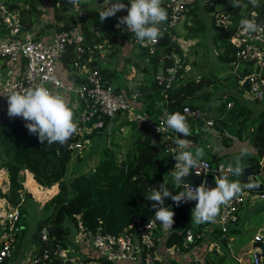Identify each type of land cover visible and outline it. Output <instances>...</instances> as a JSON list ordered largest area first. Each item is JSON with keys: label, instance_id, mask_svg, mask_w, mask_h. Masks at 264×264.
<instances>
[{"label": "trees", "instance_id": "16d2710c", "mask_svg": "<svg viewBox=\"0 0 264 264\" xmlns=\"http://www.w3.org/2000/svg\"><path fill=\"white\" fill-rule=\"evenodd\" d=\"M14 1L16 0H9L8 6H13ZM25 1L31 3V7L33 8V2L36 0ZM121 2H124L130 7V3L125 1ZM242 2L245 5L248 4V0H242ZM262 2H264V0H262ZM163 5L164 3L162 4V7ZM216 5L219 6V12L226 15L227 18L232 19L233 22H237L238 20L247 17L252 11L256 12L258 15H264V4L255 8L257 11L253 10L252 6L248 4L247 8L249 10L246 14H243L240 11L241 8H233L229 3V0H216V2L211 4L210 7L213 9ZM210 7L202 3L201 0H197V2L191 5L182 16V28L178 30L179 26H177L173 33H176L177 35H175L178 37H184V39H195V42L191 44L189 51L196 50L197 47L200 48V45H205V42H202V44L200 43V40L202 39L205 41H211V45L213 44L215 49L218 50L219 62L226 65L234 62L237 58L236 49L230 41L229 32L223 31L215 24V16L211 14V17H209V15L206 16L210 13ZM33 10L36 11L35 7ZM20 15L24 28H30V25L36 19L34 13H30L26 16L24 12H22ZM125 15H127V9L122 10L118 12L116 16L107 18L101 22L98 12L81 14L79 27L84 34L86 50L80 55L74 50L73 46H70L65 54V64L72 66V61L76 59L80 64H82V62L88 63L90 68L99 70V72L103 74L104 79H106V72L100 67V65H96L95 60L87 62V57L89 55L88 49L92 48L94 44L101 43L104 38L110 39L113 42H119L117 41L118 29L116 28V24L118 23L119 17ZM74 16L75 15L73 14L65 16L60 20L61 23L64 22L65 24L62 25L60 23L56 29L60 30L67 27L68 23L70 20H73ZM91 24L93 25L92 30H90ZM132 35L133 34L131 33L121 34V39L124 37L129 38ZM159 44L160 46H158V50L154 54L149 53L147 48L142 47L144 54L147 53L150 57L149 66L153 70V76H151L150 80L147 82H145L144 78V86L138 84V87L136 88L139 92L138 94L146 98V102L145 104H142V106L148 116L153 119L156 118L165 105L168 106L171 114L175 112L181 113V107L183 104L194 106L196 101H206V98L209 95L208 91L196 95V90L201 88L200 82L197 80V73L192 74L193 77L190 75V80L189 75L184 78L183 74H185L184 71L187 66V60L182 61L184 67L182 75H176L173 85L170 88L164 91L158 86L154 78L155 70L159 63L158 53L162 52V49L166 52L174 49L182 53V48L179 43L169 35L161 36ZM186 56H188V53L181 56L182 60L183 58L187 59ZM241 60H243L242 63L248 64L249 70L256 67L252 60ZM165 61L167 63L171 62L170 59ZM133 63L138 65L137 61ZM144 66L148 67V65ZM124 71H127V68H125ZM120 86L121 83H117L119 89ZM124 91L127 92V90ZM127 94L129 95L128 92ZM187 95L194 97L193 101L189 100L188 102H183ZM71 97L73 98V95ZM139 97L140 96H138V98ZM240 100L241 99L237 97H225L224 103H221L219 106L218 114L216 115L213 124L210 126H205V121L202 118L194 119L192 117H187V122L192 130V134L189 137L198 143L200 139L198 135L200 136L202 133L199 132L201 131L199 129L203 130V128H206L202 133V136L212 133L213 131H216V129L221 132H223L225 128L232 129L235 118H237V115L242 113L245 109V104ZM243 100L244 99H242V101ZM227 102H232V106L227 107ZM201 107L207 111L204 104L201 105ZM74 111L78 124L82 126L86 125L79 121L76 108ZM224 111L226 116L222 117ZM109 120V117H104L103 127L109 122ZM249 120L250 116L247 114L245 118L236 124L235 131L237 134L244 129V126L249 124ZM125 121L126 123L131 122L127 119ZM256 121V129L261 131L258 135V145L260 144L259 149L256 154L246 155V163L254 168L260 166V158L263 157L264 159V110L260 112L258 120L256 119ZM134 122L135 121H133V123ZM87 123L90 124L91 122L89 121ZM25 124L26 121L24 120L10 117H6L0 122V169L5 168L8 183L5 191L2 192L0 190V198H5L12 206L16 204L18 201L19 190L24 187L20 178V170L22 169H30L31 171L37 170L40 172L34 173L33 178L36 183L41 186L49 187L53 184L58 185L57 192L53 194L49 200L45 201L42 206L45 213L39 215L35 228L31 234V238L35 242L44 244V246L47 245L51 250L57 246H66V242L72 238L78 244L75 245V247H77L80 256L88 259V256L79 250L78 246L83 244L76 240V236L79 233V226H82L83 232L88 234L89 232L95 233L98 229L118 234L133 216H140L143 219H149L154 216L155 209L152 208L154 202L146 199V196L151 194L153 188L159 189L161 183H163L173 195L182 189L179 187L176 188L173 178L166 172V170L170 169L172 166L173 159L164 152V137L161 134L155 133L154 135H151L144 129L146 131L144 132L145 136L143 138L140 136L136 138V142H145V144L141 146V151L134 147V149L132 148V153H128L126 157L117 160L114 150H109L99 161L95 162L93 167L87 168V171L66 176V170H64V167L62 166L64 165V153L69 147L65 152L60 154L62 157L56 158L57 143L52 145H47L46 142L41 143L38 139V135L31 134L25 127ZM98 129L95 128L93 131ZM84 134L87 138L90 133L84 132ZM152 141H155V143H152ZM226 142H230L229 138ZM145 147L150 149V152L146 155ZM36 156H38V158H34ZM143 158H147L148 160L145 161ZM210 163L211 165L216 166L218 162L217 160H211ZM59 164L61 165V168L59 169L60 171L55 169ZM48 169L50 170V177L47 175ZM55 170L58 172H54ZM223 177L225 176L221 174L220 178ZM257 189L259 192H264V183H262ZM24 196L26 202V200L31 198V192L25 190ZM195 203L197 202L189 201L177 206L170 198H166L164 205L170 207L175 213V223L173 225L174 234L178 235L177 232H180V236H178L181 238V236L185 234L186 229L191 228L194 231L191 245H194L201 240L200 234L203 227L210 223H192V208ZM262 208L263 207H260L258 209ZM76 214L79 215L81 225H79V220L75 216ZM22 215L23 213L21 216ZM20 220L22 230V217H20ZM234 225H230L229 234L231 231H235ZM42 227H45L47 230L49 236L47 242L41 240L40 230ZM85 246L87 247L88 245ZM124 262L121 264H124ZM132 263L137 264L136 262Z\"/></svg>", "mask_w": 264, "mask_h": 264}, {"label": "built area", "instance_id": "2783aa9c", "mask_svg": "<svg viewBox=\"0 0 264 264\" xmlns=\"http://www.w3.org/2000/svg\"><path fill=\"white\" fill-rule=\"evenodd\" d=\"M121 1L129 3V0ZM195 2L197 0H164L163 7L167 10L168 19L158 26L161 33L160 37L152 43L137 41L141 47L147 48L151 54L157 52L163 35L171 36L181 46L182 53L174 49L169 52L162 49L163 51L158 53L159 63L154 78L158 86L164 91L173 85L176 75H182L184 67L181 56L185 55L184 46L188 43L187 39L182 36L178 37L173 32L184 13ZM201 2L210 7L216 0H201ZM8 3L7 0H0V25L3 31L0 36V58H3V72H7L14 67H17V71L13 77L4 81L0 80V93L22 92L38 86L47 87L55 93L66 91L70 96L73 95L79 121L86 124L83 125L86 130L103 127L105 116L112 119L117 114L125 112L132 121L148 126L155 133L164 137V152L173 159L172 170L177 163L174 158L175 154L180 151L175 143L176 138L179 137L188 141L186 150L192 151L191 148L196 146L195 140L189 136L184 137L170 129L163 133L157 131L158 126H163L167 116L171 114L167 107H164L155 119L150 118L144 109L137 108L138 91L129 96L126 91L105 80L99 70L90 69L76 60L74 61V67L81 70V73L78 72V74H83V77L71 83H64L58 77L56 73L57 64L70 46H73L74 50L80 55L86 50L84 34L79 27V14H76L64 29H56L51 40H44L35 38L33 34L25 31L17 1L13 2V6H8ZM210 14L216 16L215 24L220 29L229 32L230 41L236 49L237 58L252 60L256 65L244 75L243 79L246 87L242 97L247 100H262L264 98V30L255 33H243L240 26L241 19L233 22L232 19L220 13L215 6L213 10L210 7ZM220 14L221 19L220 16L218 17ZM244 18L254 19L258 25L264 28L263 15L256 13L253 15L252 13ZM61 24L64 25L65 23L62 22ZM116 28L118 29L119 40L121 34L131 33L127 30L126 25L120 28L116 26ZM105 43L106 45L94 44L92 48H89L87 60H91L92 56L98 53L104 55L106 52H112L119 44L110 39H106ZM112 45L114 46L112 47ZM167 59H170L171 62L167 63L165 61ZM226 105L231 107L232 102H227ZM7 111V97L0 95V122L9 117ZM181 114H184L186 118H202L207 126L213 124V119L205 116L204 111L198 106L183 104ZM17 119L23 120L20 117H17ZM89 121L90 124L87 123ZM75 147L81 148L82 145L77 142ZM197 171L203 177L214 180L215 178L219 179L221 174L229 176L227 166L223 164L211 165L210 161L205 158L202 159L199 168L192 169V174H196ZM192 186L197 187L196 185ZM183 190L185 189L182 188L180 191ZM24 191V187L19 190L18 201L13 206L6 199L4 200L6 208L3 209V204L0 205V211L4 210L0 212V264H3L5 259L12 255L13 244L21 231L20 217L24 213ZM263 198L264 192L245 189L239 198L234 199L227 206H222L216 219L217 227L224 234L227 233L230 225L237 223L239 210L243 205ZM75 216L79 220V215L76 214ZM150 222L152 223L148 226ZM158 222L154 216L149 219L133 216L118 234L101 231L100 229L95 233L89 232L88 234L83 232L82 226H79L78 242L93 248L97 252V257L88 256V259H85V257L80 256V253L79 255L69 254L70 248L57 246L51 250L49 246L35 242V249L31 253L29 264H121L124 261L136 262L137 264H158L156 255ZM79 225H81L80 220ZM40 235L42 241H48L49 236L45 227L41 228ZM193 237L194 231L191 228L186 229L182 241L184 248L191 247ZM254 240L259 242L263 238L260 234H256ZM257 250L260 251V249ZM257 250L250 251L251 264H262V255ZM177 264H204V262L195 259Z\"/></svg>", "mask_w": 264, "mask_h": 264}, {"label": "crops", "instance_id": "0c3cea01", "mask_svg": "<svg viewBox=\"0 0 264 264\" xmlns=\"http://www.w3.org/2000/svg\"><path fill=\"white\" fill-rule=\"evenodd\" d=\"M16 1L19 5L21 14L22 12H24L26 16H28L30 13L32 14L34 13L36 15V19L30 25V28H26V27L24 28L25 31L29 34H33L35 38H38V39L41 38L44 40H51L53 38V35H54V32L56 31L57 26L61 23L60 20L63 19L65 16L70 15V14L81 15V14H85L88 12H92V13L99 12L103 9L102 4L104 3V0L100 2H98L97 0H94L93 3H91V1L82 0L78 8L74 7L71 3H66L65 9H63V11H59L58 7H60V2H58V0H55L56 1L55 4H51V1L53 3L54 0H46V2L37 4V7L36 5H34L35 10H36L34 11L33 10L34 8L31 7L32 6L31 3H29L28 1L27 2L25 0L24 1L16 0ZM216 8L219 11V6ZM92 29H93V25L91 24L90 30ZM1 31L2 29L0 25V36L2 35ZM106 39L107 38H104L103 40L105 41ZM134 42H137V41L135 40V37L133 35L130 36L129 38L124 37L119 40V44H118L119 47L116 50L118 54H116V57H115L116 62L119 64L117 67L116 66L114 67L113 65L109 67L102 66L99 62V59L97 60V58L102 57L103 59L105 55H101L99 53L97 55L96 54L93 55L91 60H87V62H91L95 60L96 65H100V67L104 69V71L106 72L105 77L107 78L105 80H107L108 82L114 83L116 86H117V83L114 82V79L112 78V73H114L115 70H118L120 71V73H123L122 78L124 80H122V82L124 83L122 86H120V89L127 90V92L129 93V96H131L132 92L137 91V89L135 88L131 89L132 87L131 82L133 81L132 83H135V78H133L135 73L133 72L130 77H127L124 71L125 69L124 65L126 63L129 64V62H135L136 60L139 65L142 64L144 68L150 70L151 76H153V70L149 66L150 64L149 55L146 53L145 54L146 58L142 56H135L134 50H133L134 45H135ZM194 42H195V39L193 38L187 39L188 45L184 46L185 47L184 54L188 53L191 44H193ZM65 54L63 55V57L59 60L57 64L56 73L58 77L64 83H71V82L78 81L81 77H83V74L79 75L78 72H80L81 70L80 69L77 70L74 67V61H76L77 59L72 61L73 62L72 66H69L65 64V59H64ZM122 57L124 58V61ZM125 58H127V60H125ZM184 60H187V59L183 58L182 61ZM102 61H106V60H102ZM108 62H111V59ZM242 62L243 60L236 58L234 62L226 64V65L219 63V65L229 69V71H227L228 74L224 76V78H221L220 81H217L216 82L217 84L214 83V84H211L209 88H206V89L199 88L198 90H196V95H199L206 91L209 92L208 93L209 95L206 98V101L203 100L204 102L203 104L204 106L211 104L210 108L212 109L211 112H213V114L219 111V106L221 105L222 101L225 100V97L227 96L240 98L241 99L240 101L245 104L244 105L245 109L242 111V113L237 115V118H235L233 122L232 131L227 130L225 133H223L220 130L216 129V131H213L212 133H208L207 135H203L204 136L203 137L202 133L205 131L206 128L205 129L203 128V130L199 129L201 130L199 132H202V133L200 134V136L198 135L200 139L198 143L196 142L195 149L199 148L204 143L203 145L206 151H208L207 148H210L212 159L206 156H203V158L209 161L217 160L218 163L216 165L223 164L224 166H227V167L230 164L233 165L234 167L236 158L242 157L241 159L242 165L244 166L249 165L251 169L253 170V173H251L249 177L252 176L253 181H255L257 176L261 180H264V170H263L264 159L263 157L260 158L259 160L260 166L256 168L246 163V155L256 154L259 149L260 144L258 145V138H259L258 135L260 134L261 131L256 129V125H257L256 119L258 120L260 112L264 110V98L262 100H246L242 97V93L245 88V83H244L243 78H244V75L249 70L248 64H245ZM82 64H85L88 68H90L88 63L82 62ZM134 64L135 63H133V65ZM144 65H148V67ZM187 69L188 68H185L184 73L187 72ZM16 71H17V67H14L13 69L7 72H3V62L2 60L0 61V80L1 81H4L10 77H13ZM195 73L200 74V72H197V71L193 72L192 74H195ZM192 74H189V75H192ZM101 75L103 77L102 73ZM183 76L185 78V76H188V74H183ZM131 77L133 79L132 81L129 80V78ZM199 77L200 76L198 75L197 80H199ZM212 77L210 78L213 79ZM137 83L144 86L145 82L142 76L138 77ZM197 91H201V92H197ZM56 94L63 95L65 99L67 100L69 106H71L75 110L74 98H72L68 92L62 91V92H57ZM138 96L140 97L138 98ZM138 96H137L138 98L137 108L144 109L142 104H145L146 98L142 97L140 94H138ZM193 99L194 97L187 95L186 98L183 100V102L185 101L188 102L189 100L193 101ZM242 99H244L245 101L244 100L242 101ZM165 107L168 108V106L166 105ZM223 114H226L225 111L223 112ZM247 114L250 116V120H249L250 122L248 125L244 126V129L241 130L239 134H237V132L235 131L236 124L240 122L243 118H245ZM123 118L127 119L125 114L124 115L118 114L116 117H114V119L113 118L110 119L109 122L105 124V126H107L108 130L110 131V128H112V126L116 122L123 120ZM143 128L147 130L149 134L151 135L155 134L152 128L148 126H143ZM92 132L93 130H87L86 133H92ZM228 138L230 141L229 143L226 142ZM88 139L89 138L87 137V140ZM195 149H194V152H195ZM171 171H172V166L170 167V169L166 170L168 175L171 173ZM231 175L232 174L229 173V176L227 177H230ZM249 177L247 178V182L249 180ZM0 178H3V177L0 176ZM236 180H241V177L234 176V179H231L230 181H236ZM241 182L243 181L241 180ZM243 183H246V182H243ZM0 190L2 192L6 190L5 183L3 184L2 187H0ZM255 190H258V189L255 188ZM33 199L34 198L32 197V194H31V198L28 200L31 203H33V201H35ZM28 200H26V202ZM260 207H263V208L258 209ZM38 218L39 216L36 217L34 221V225H36V221ZM216 219L214 222H210L203 227L202 232L200 234L201 240L198 243L191 245L190 248H184L181 246L184 235L181 236L180 238L179 237L180 232H177V234L179 235L178 236L174 234L173 227L172 229H165L162 226V224L158 222V227L156 231V235H157L156 255H157L158 264H170V263L177 264V263H181L184 261L195 260V259L203 261L204 264H251L250 251L257 250V249H260V251L259 250L257 251L260 252V254L262 255L261 261H262V264H264V255L260 247V244L264 242V198L256 200V201L254 200V202L247 203L240 208L238 222L234 225L235 231H231L230 234L228 233L230 229L227 232L228 234L227 233L224 234L223 232H221V230H219V228L216 225L217 224ZM24 226L25 224L23 225V228ZM34 228L30 229L29 235L32 234ZM247 229L251 230V232H253L254 234H250L249 231H247ZM244 232L246 235H248L249 243L246 242L244 245L241 246L240 249L235 248V239L233 235L241 234ZM256 234H260L263 240L259 242H255L254 236ZM20 235L22 234L19 233L18 238L20 237ZM33 242L35 243L34 240ZM85 245L86 244L78 246L79 250L83 254H86L87 256H92V258L97 257V252L93 248H91L89 245L87 247ZM17 257H18L17 253L14 252L13 256L5 264H17ZM124 264H135V263L125 261Z\"/></svg>", "mask_w": 264, "mask_h": 264}, {"label": "clouds", "instance_id": "9594fccd", "mask_svg": "<svg viewBox=\"0 0 264 264\" xmlns=\"http://www.w3.org/2000/svg\"><path fill=\"white\" fill-rule=\"evenodd\" d=\"M81 2L82 0H69V3L77 8ZM129 3L130 7L121 0H115V2L104 0L103 9L98 12L100 21L114 17L118 12L127 9V15L119 17L116 26L120 28L126 25L127 30L134 33L140 43L155 42L161 35L158 26L168 19L167 10L162 7L163 0H129ZM229 3L233 8L247 6L242 0H229ZM248 3L253 9L264 4L262 0H248ZM240 26L243 33L264 30L254 19H241ZM0 95L7 97L8 116L23 118L26 121L25 127L31 134L38 135L41 143L66 145L79 132L73 108L69 106L63 95L56 94L47 87L38 86L22 92L11 91L7 94L0 93ZM168 129L184 137L192 134L186 116L180 112L168 115L164 125H159L157 131L163 133ZM175 143L180 151L175 154L174 158L177 163L169 175L173 177L176 188L185 190L173 195L161 183L159 189L153 188L151 194L146 196L147 200L154 202L152 208L155 209V220L159 221L165 229H172L175 223L174 211L164 206L166 198H170L177 206L181 203L196 201V206L192 209V223L203 224L214 222L222 206H227L234 199L239 198L245 189H255L264 183L258 176L255 181L252 180V176L249 177L246 183L241 180L229 181L227 176L215 178L217 186L214 188H209L206 180L197 187L184 183L183 178L189 176L192 169L201 166L204 152L202 149H197L195 152L186 150L188 141L179 137L176 138ZM241 159L242 157L236 158L234 167L231 164L228 166V172L236 177H242L244 174L245 166L242 165ZM195 173L196 175L201 174L199 171Z\"/></svg>", "mask_w": 264, "mask_h": 264}, {"label": "rangeland", "instance_id": "374dc122", "mask_svg": "<svg viewBox=\"0 0 264 264\" xmlns=\"http://www.w3.org/2000/svg\"><path fill=\"white\" fill-rule=\"evenodd\" d=\"M7 1H9V0H7ZM88 1H91V3L94 2V0H88ZM42 2H46V0H36L35 2H33L34 3L33 8L35 7L34 5H36V7H37V4H40ZM55 2H56L55 0L53 1V3L51 1V4H55ZM58 2H60V7H58V10L63 11V9H65L66 3H69V0H58ZM248 4H246V5H248ZM216 7H218V5H216ZM248 10L249 9L247 8V6L241 8V12L243 14H246L248 12ZM253 10L257 11L256 9H253ZM253 12L254 11H252L250 14H252ZM254 13H256V12H254ZM208 15H209V17H211L210 13L207 14L206 16H208ZM218 17L221 19V14L218 15ZM182 25H183V18L180 21V24L178 25L179 26L178 30H180L182 28ZM1 32L3 34V31H1ZM133 35H134L135 40H136L137 38H136L135 34H133ZM117 41H119L118 38H117ZM202 42H205L206 46L200 45L201 46L200 48L197 47L196 50L188 51L187 63H186L188 69H187V72L185 74L189 75V74H192L193 72H196V71L200 72V74H198L200 76L199 77V82L201 85L200 89H206V88H209V86L211 84H214L217 81H220L221 78H224V76H226L228 74L227 71H229V69L219 65L220 62L218 60V50L215 49L213 44L211 45V41H205L202 39V40H200V43L202 44ZM114 43H116V42H114ZM117 43H119V42H117ZM134 43H135V45H134L133 50H134L135 56L145 57L143 49L138 44V42H134ZM100 44L106 45L104 40H103V43H100ZM113 46L114 45H112V47ZM118 47H119V45L117 46V48H114L112 52H106L104 54L105 56L103 59H102V57L97 58V60L99 59V62L102 66L109 67V66L113 65L114 67L115 66L117 67L119 65L115 60L116 54H118V52H116ZM207 47H209V48H207ZM110 59H111V62H108V61H110ZM122 59L124 61L123 57H122ZM1 60L3 62V58H0V61ZM102 60H106V61H102ZM125 60H127V58H125ZM126 66H127V71H125V73H126L127 77H130L133 72L135 73L133 76V78H135V83H132L133 82L132 77L129 78V80L132 81L131 84H132L133 88L131 87V89H134V88L136 89L138 87L137 81H138L139 76H142L143 80L145 78V82L150 80L151 72H150V70H148L146 68H142L143 67L142 64H140V65L134 64L133 65V62H129V64L126 63L124 65L125 68H126ZM138 72H139V74H138ZM122 75H123V73H120V71H118V70H115V72L112 73V78L114 79V82L121 83V86L124 83V82H122V80H124L122 78ZM209 76L210 77L213 76L212 77L213 79H211ZM192 77H193V75H192ZM190 78H191V76L189 77V80H190ZM197 92H201V91H197ZM185 102H187V101H185ZM203 103H204L203 100L196 101L194 106H198V107L202 108L201 105H203ZM222 103H224V101H222ZM210 105L211 104L205 105L207 111H205L203 108L202 109L205 111V116H207V117L211 116V118L214 119L216 117V115L218 114V112L213 114V112H211L212 109L210 108ZM119 114H123V115L125 114L127 117V120H130L131 122L126 123V121H125L126 119L123 118V120L116 122L112 126V128H110V131L108 130L107 126H104L103 128H100L98 130L93 131L92 133H90L88 135V138H89L88 140L84 134V132H87V130L85 129V127L78 124L79 132H78V134H75L68 141L69 148L64 153V157H63L64 165L62 167H64V170H66V176L77 174V173H80L83 171H87V168L93 167L95 162L99 161L100 158L103 157L105 155V153L108 152L109 150H114L116 157H117V160L126 157L128 153H132V151H133L132 148L134 149V147L137 148L139 151L142 150L141 146H143L145 144V142H136V138H138V136H140L141 138H143L145 136L144 132H146V131L143 128V124H139L137 122L133 123V121L128 118V116L125 112H121ZM225 116H226V114H222V117H225ZM74 117H75V120L77 121L75 111H74ZM205 126H207V125L205 124ZM227 130L232 131L233 129L225 128L223 133H225ZM77 142L81 143V145H82L81 148L75 147V144ZM195 144H196V142H195ZM203 144L197 149H202L204 152V156L212 159L211 153H210V148H207L208 151H206ZM195 148L196 147L191 148L192 152H194ZM197 149H195V151ZM145 152H146L145 155L148 154V152H150V149L148 147H145ZM60 157H62V156H60ZM34 158H38V156H36ZM143 160L147 161L148 159L143 158ZM172 166H173V164H172ZM60 168H61V165L59 164V166H56L55 169L59 170ZM56 170L54 172H58ZM47 171H48L47 175L50 177V174H49L50 170L48 169ZM34 173H40V172H38L37 170L31 171L30 169L29 170L28 169L20 170L21 182H22L25 190H30L32 197L34 198L33 200H35V201H33V203H31L29 200L27 202H24L25 203V206H24L25 211L21 217H22V220H23L25 226H24V228L22 227L23 228V230H21L22 233L20 232V234H22V235H20V237L17 238L13 244V250H14L13 253L15 252L18 255L17 264H29V262L31 260V253L35 249V243L33 242V240H31L32 239L31 235H29L30 229L34 228V226H35L34 221H35L36 217L45 213V211L42 208L45 201L49 200V198L53 194H55L58 190L57 184H53L52 186H49V187H44V186H41L38 183H36V181L33 178ZM0 176L3 177V178H0V187H2L3 184L5 183V188L7 189L8 183H7V174H6L5 168L0 169ZM49 177H47V178H49ZM227 178L230 181L231 179H234V175H231L230 177H227ZM253 190H255V189H253ZM257 191H259V190H257ZM4 200H5V198H4ZM4 200H3V197L0 198V204L4 203L2 205L3 209L6 208ZM195 206H196V203L193 204V208ZM3 211L4 210H1L0 212H3ZM247 231H249L250 234H254L249 229H247ZM78 235H79V233L76 236L77 241H79ZM233 236L235 239V248L240 249L241 246L244 245L246 242L249 243L248 235H246L245 232L241 233V234L233 235ZM75 245H78L77 242H75L71 238L69 241L66 242V246H64V247L66 249L70 248L69 254L79 255L78 249H77V247H75ZM181 246L183 247L182 243H181ZM13 253L11 256H9L5 259V262L3 264H5L13 256ZM247 256H248V254H247Z\"/></svg>", "mask_w": 264, "mask_h": 264}, {"label": "water", "instance_id": "95a60500", "mask_svg": "<svg viewBox=\"0 0 264 264\" xmlns=\"http://www.w3.org/2000/svg\"><path fill=\"white\" fill-rule=\"evenodd\" d=\"M98 2L102 1V0H97ZM260 5L256 6V8H258ZM263 22H264V15H263ZM69 147V144L66 145H59L57 144V154L55 155L56 158H60V154L65 152V150ZM253 173V170L251 169V167L249 165H245V170H244V174L241 177V180L243 182H247V178L249 177V175ZM184 183L187 184H191V185H196L199 186L202 182H204L205 180L207 181V186L209 188H214L216 187V181L213 180L212 178L209 177H203L202 175H196V174H192L190 173L189 176L183 178ZM260 247L263 251V255H264V242L262 244H260Z\"/></svg>", "mask_w": 264, "mask_h": 264}, {"label": "bare ground", "instance_id": "6f19581e", "mask_svg": "<svg viewBox=\"0 0 264 264\" xmlns=\"http://www.w3.org/2000/svg\"><path fill=\"white\" fill-rule=\"evenodd\" d=\"M211 117V116H210Z\"/></svg>", "mask_w": 264, "mask_h": 264}]
</instances>
